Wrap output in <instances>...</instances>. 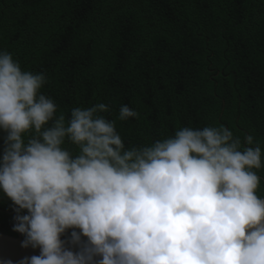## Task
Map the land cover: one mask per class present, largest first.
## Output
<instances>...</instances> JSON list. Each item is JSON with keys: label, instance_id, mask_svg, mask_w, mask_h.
<instances>
[{"label": "clouds", "instance_id": "clouds-1", "mask_svg": "<svg viewBox=\"0 0 264 264\" xmlns=\"http://www.w3.org/2000/svg\"><path fill=\"white\" fill-rule=\"evenodd\" d=\"M46 83L0 52V191L21 247L40 251L20 264H264L252 135L184 127L125 150L106 105L66 121ZM137 117L121 106L120 121Z\"/></svg>", "mask_w": 264, "mask_h": 264}, {"label": "trees", "instance_id": "trees-1", "mask_svg": "<svg viewBox=\"0 0 264 264\" xmlns=\"http://www.w3.org/2000/svg\"><path fill=\"white\" fill-rule=\"evenodd\" d=\"M0 52L46 77L66 121L106 105L125 150L224 126L242 146L252 135L264 165V0H0ZM121 106L138 117L120 121ZM12 209L0 191V232L16 236Z\"/></svg>", "mask_w": 264, "mask_h": 264}, {"label": "water", "instance_id": "water-1", "mask_svg": "<svg viewBox=\"0 0 264 264\" xmlns=\"http://www.w3.org/2000/svg\"><path fill=\"white\" fill-rule=\"evenodd\" d=\"M10 214L15 221V213L12 211ZM23 240L19 233L16 236H11L0 232V264H20L25 257L30 258L40 254L39 249L22 248Z\"/></svg>", "mask_w": 264, "mask_h": 264}]
</instances>
